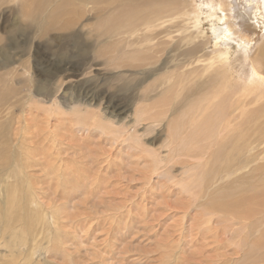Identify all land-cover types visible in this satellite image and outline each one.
<instances>
[{"label":"rangeland","instance_id":"1","mask_svg":"<svg viewBox=\"0 0 264 264\" xmlns=\"http://www.w3.org/2000/svg\"><path fill=\"white\" fill-rule=\"evenodd\" d=\"M71 1L0 0V264H243L250 252L264 264V228L253 225L264 202L236 179L248 180L246 170L226 166L264 140V118L231 158L237 125L220 123L230 142L214 141L211 122L203 133L198 121L207 108L259 94L238 69L256 53L264 60V4L250 30L242 14L253 0H242L246 12L232 0H221L226 10L220 0H167L172 16L161 28L148 16L155 0L83 10ZM258 91L261 102L240 111L263 114Z\"/></svg>","mask_w":264,"mask_h":264},{"label":"bare ground","instance_id":"2","mask_svg":"<svg viewBox=\"0 0 264 264\" xmlns=\"http://www.w3.org/2000/svg\"><path fill=\"white\" fill-rule=\"evenodd\" d=\"M75 1H77L78 2V6H79V9L81 10H83L84 9V7H86V6H88L90 3H93L94 5L98 2V0H75ZM138 0H129L128 2H127V4L128 5H130V4H136V2H137ZM167 0H155V5L154 6H152V7H149V9H148V12H149V14L148 13H144V14H148V16L151 18V20H152V22H153V24L155 25V27H160L161 28V26L164 24V23H166L168 20H169V18L172 16L170 13H169V11H170V2H167V3H165ZM221 1V0H220ZM146 2H147V4H148V2H149V0H146ZM225 3L227 4V6L229 5L228 4V0H225ZM260 3L261 4H264V0H253V10H252V12L251 13H246V14H242V17L244 18V16H245V20L242 18V26H243V24L244 25H246L247 26V28L248 29H250V27L247 25V21H250V20H253V21H257V16H258V11H257V9H258V5H260ZM62 4L64 5V6H66V7H68V8H72V5H73V3H72V1L71 0H64V2H62ZM231 5L233 4L234 5V8H237V11H239V10H242L243 12H246L245 11V8H244V6H243V4H242V0H232V3H230ZM221 5H222V10H226L225 9V7H224V5H223V3H222V1H221ZM148 6H149V4H148ZM179 6H180V4H179ZM135 7H136V5H135ZM141 7H139V12L141 11V9H140ZM77 9V8H76ZM179 9H180V7H179ZM80 10L78 11V13H80ZM77 11V10H76ZM55 12H56V10H55ZM83 12V11H82ZM133 12H135V10L133 11ZM199 12V11H198ZM57 13V12H56ZM200 14V13H199ZM81 15V14H80ZM238 17H240L241 18V16L240 15H238ZM191 19V18H190ZM258 20H259V18H258ZM47 23L50 25V27H51V25H52V22H51V19H48L47 20ZM246 23V24H245ZM105 24V23H104ZM139 22H136L134 25H135V27L136 28H138V26H139ZM255 27H254V29H259V28H261V27H263L262 26V24H258V23H255V25H254ZM105 27H106V29L108 30V31H111V32H114L115 33V28H114V24L112 23V21H111V19H109L108 20V22L105 24ZM159 28V29H160ZM68 29V28H67ZM232 25H229L228 26V28H226L225 29V36L226 37H229L231 34H232ZM223 30V29H222ZM251 30V29H250ZM151 31H152V29H151V27L150 26H147V29H146V31L145 32H147L148 33V35L151 33ZM250 32V31H249ZM250 33H252V32H250ZM259 34V33H258ZM260 35V34H259ZM220 36V35H219ZM219 36H216V38H219ZM245 38H247V36L246 35H243ZM222 40V39H221ZM224 41V40H223ZM200 52V44L198 45V44H195L194 46H193V50H191V53H193L194 54V56H197L198 55V53ZM177 53H178V55L179 54H182V55H180V56H183V57H185V58H189V55H191V54H189L188 53V51L187 52H185L184 50H181L180 48H178L177 49ZM175 54V53H174ZM256 56L254 57L253 55V57L254 58H251L250 60H245V61H243L242 62V64L244 65V69H238V72L240 73V74H242V75H244V82L245 83H249V82H252V84H255L256 86H258L257 87V90H256V93L258 92L259 94L257 95V97H256V99L255 100H249L247 97H245L244 99H245V102H238V104H236V103H234V104H230V109L228 110V108L224 105V104H222V105H218V106H215L214 108H212V107H210V109L209 108H207L206 109V112L204 113V115H201L200 116V118L198 119V121H200V125H201V128H200V130H201V132H203V133H205L206 132V128L204 127V124L206 123V122H211V127L213 128V133H214V141H220V140H225V141H227V142H230L229 140H228V137L226 136V134L224 133V129L220 126V123H224V122H226V121H230V122H226L225 123V125H231L232 123H235L236 125H237V130H238V132H241L242 133V135H241V137L239 138L238 137V140L236 141V143L234 144V147L233 148H231L230 150H228V151H226V153H227V156H228V158H231V156H232V154H234V153H238V150L239 151H242V150H244L245 152L247 151V150H245V149H242L241 148V145H242V141H243V139L245 138V136H246V134L250 131V130H252L253 128H256V126H258L259 124H260V122H261V120L264 118V112H263V114H262V112L260 111V110H262L261 108H263V107H260L259 109H258V111L255 113V114H250L251 112L249 111V109H242L241 111H240V107L241 106H245V107H248L250 104H251V102H253L255 105H257L258 103H260L261 101L260 100H262L263 98L261 97V94H260V91H258V89L259 88H262L263 86H264V74L262 73L263 72V69H264V60H263V58H262V56L259 54L258 55V53H256L255 54ZM175 56V55H174ZM225 65L222 67V70H223V72L227 69V65H226V63H224ZM250 67H251V69H250ZM262 71V72H261ZM247 74V75H246ZM246 76H249V77H251L252 79L251 80H248L247 78H246ZM173 88V86L171 87V89ZM254 94H255V91L253 92ZM251 94H249V96H250ZM20 98V97H19ZM0 100L1 101H4L3 100V94L2 93H0ZM225 102V101H224ZM223 102V103H224ZM252 103V104H253ZM260 105V104H259ZM259 107V106H258ZM12 108H13V106H12ZM253 108V107H252ZM8 111L9 110H11L9 107H8V109H7ZM12 115V114H11ZM19 116V115H18ZM21 117V116H20ZM198 117V116H197ZM196 117V118H197ZM18 118V117H17ZM17 118H15V120L17 119ZM195 118V119H196ZM257 118H259L260 119V121H259V123H256V119ZM66 119H67V117H66ZM258 119V120H259ZM20 119H17V121H19ZM22 122V121H21ZM70 122V121H69ZM64 124V123H63ZM16 125V124H15ZM67 125V124H66ZM246 125H248V128H246L245 130H243V131H241L242 130V128L244 127V126H246ZM73 126V125H72ZM1 127V126H0ZM21 127V126H20ZM26 127V126H25ZM24 127V129H26ZM75 127V126H74ZM73 127V128H74ZM77 127V126H76ZM3 128V127H2ZM2 128H0V130L2 129ZM16 128V127H15ZM64 128V127H63ZM259 128H260V132H262V133H264V127L262 126V125H259ZM88 129H90V128H88ZM17 130V129H16ZM93 130V129H92ZM237 130H234V132H235V135H236V131ZM19 131V130H18ZM70 131V130H69ZM79 131V130H78ZM84 131V130H83ZM120 131V130H119ZM122 131V130H121ZM20 132H22V131H20ZM61 132V131H60ZM80 132V131H79ZM117 132V131H116ZM1 133V132H0ZM63 133V132H62ZM95 133V132H94ZM120 133H122V132H120ZM18 134V133H17ZM76 134H78L77 132H76ZM82 134V133H81ZM111 134H113V133H111ZM124 134V133H123ZM37 135V134H36ZM1 136V135H0ZM65 136V135H64ZM69 136V135H68ZM19 137V139H20V135L18 136ZM22 137V136H21ZM70 137V136H69ZM80 137H82V136H80ZM107 137V136H106ZM109 137V136H108ZM237 136H235V138H236ZM24 138H25V136H24ZM119 138V137H118ZM16 139V138H15ZM8 140V139H7ZM10 140V139H9ZM64 140H66V139H64ZM19 141V140H18ZM17 141V142H18ZM56 141V140H55ZM90 141V140H89ZM106 142L108 141V140H105ZM5 142V141H4ZM96 142V141H95ZM24 143H26L27 144V141H25ZM30 143V142H29ZM68 143V142H67ZM80 143V142H79ZM102 143V142H101ZM18 144V143H17ZM16 144V145H17ZM21 144V143H20ZM36 144V143H35ZM93 144V143H92ZM95 144H97V143H95ZM94 144V145H95ZM15 145V146H16ZM69 145H70V143H69ZM72 145V144H71ZM79 145V144H78ZM78 145H77V147H78ZM83 145V144H82ZM81 145V146H82ZM86 145V144H85ZM85 145H84V147H85ZM90 145V144H89ZM106 145V144H105ZM19 146H21V145H19ZM66 146H68V144L66 145ZM37 147V146H36ZM63 147V146H62ZM95 147V146H94ZM97 147V146H96ZM104 147V146H103ZM135 147V146H134ZM10 148V147H9ZM70 148H73V147H71L70 146ZM89 148V147H88ZM32 149H33V147H32ZM59 150L61 149V148H58ZM74 149V148H73ZM99 149V148H98ZM105 149H106V147H105ZM109 149H111V147H109ZM247 149H248V152L247 153H245L246 155H248V157L244 160V162H243V164H241V165H239V166H237V167H235L234 168V166H232V164L231 163H227V167L229 168V170L232 172V174H234V175H236V174H239V173H242V172H244L245 170H246V173H248L249 174V177H248V180H246L245 178H244V176H243V174L242 175H239L236 179L239 181V182H241V183H246V187H247V189H248V191H249V193H251V195L255 198V200H257V201H259V202H264V199H263V194H262V192L264 191V190H262V189H260V187L258 186V185H256V184H253V183H251V182H259V181H261V182H263L264 183V140H261L260 141V143L258 144V145H252V144H249L248 146H247ZM24 150V149H23ZM31 150V149H30ZM77 150V149H76ZM75 150V151H76ZM80 150V149H79ZM84 150V149H83ZM262 150V151H261ZM80 151H82V149L80 150ZM259 151H261L256 157H255V152H259ZM61 152V151H60ZM77 152V151H76ZM105 152V151H104ZM103 152V153H104ZM106 152H107V150H106ZM105 152V153H106ZM220 152H224V149L223 148H221L220 149ZM6 154L7 153V149H3V148H1L0 147V156H2V154ZM62 153V152H61ZM63 153H65V152H63ZM69 153V152H68ZM85 153V152H84ZM83 152H82V154H84ZM102 153V154H103ZM108 153V152H107ZM36 154V153H35ZM67 154V153H66ZM65 154V155H66ZM72 154H73V152H72ZM76 154V153H75ZM68 155V154H67ZM70 155V154H69ZM107 155V154H106ZM16 156V155H15ZM72 156V155H71ZM76 156V155H75ZM78 156V155H77ZM82 156V155H81ZM88 156V155H87ZM128 156V155H127ZM132 157L134 156L133 155V153H132V155H131ZM130 156V158H132ZM92 157V156H91ZM106 157V156H105ZM78 158V157H77ZM89 158V157H88ZM17 159V158H16ZM79 159V158H78ZM105 159V158H104ZM252 159V160H251ZM81 160H82V158H81ZM79 161V160H78ZM84 161V160H83ZM125 161V160H124ZM15 162V161H14ZM17 162H19V161H17ZM79 162H81V161H79ZM79 162H76L77 164L79 163ZM123 162V161H122ZM92 163V162H91ZM99 163V162H98ZM146 163H147V161H146ZM16 164V163H15ZM74 164V163H73ZM100 164H101V162H100ZM135 164V163H134ZM154 164V162H151L150 163V165H153ZM117 165H118V163H117ZM136 165V164H135ZM8 166V165H7ZM75 166V165H74ZM81 166V165H80ZM113 166V165H112ZM122 166V165H121ZM126 166V165H125ZM24 167V166H23ZM107 167V166H106ZM105 167V168H106ZM18 168V167H17ZM22 168V167H21ZM111 168V167H110ZM119 168H121V167H119ZM131 168V167H130ZM107 169V168H106ZM114 169V168H113ZM118 169V168H117ZM11 170V169H10ZM79 170V169H78ZM116 170V169H115ZM106 171V170H105ZM121 171V170H120ZM119 171V172H120ZM114 173H116L115 171H114ZM75 174H76V171H75ZM118 174V173H117ZM116 174V175H117ZM119 175V174H118ZM122 175H123V173H122ZM125 176V175H124ZM129 176V175H128ZM121 177H123V176H121ZM126 177V176H125ZM100 178H104V177H100ZM124 178V177H123ZM117 179V178H116ZM119 179V178H118ZM126 179V178H125ZM104 180V179H103ZM130 180H132V178H130ZM74 183H77V182H74ZM190 186H192V184H190V183H188ZM195 189V187H191L190 189H189V193H192V191ZM51 195V194H50ZM46 196V195H45ZM52 196V195H51ZM220 197H221V194L220 195H217V197H214L213 199H212V203H211V207L213 208V206H221L222 205V203H221V200H220ZM5 198V197H4ZM9 199V198H8ZM1 201V200H0ZM193 203L194 204H196L197 206H199L200 207V202L199 201H197V200H193ZM6 204V203H5ZM185 204H186V202H185ZM9 206H10V204H9ZM4 207V206H3ZM6 208V207H5ZM8 208V207H7ZM11 208V207H10ZM9 209V208H8ZM186 209H191V210H193V209H196V208H194L193 206H189V205H187V208ZM208 210H212L211 208H209L208 207ZM5 217V213H4V211L2 212V211H0V218L1 217ZM70 216V215H69ZM80 216V215H79ZM9 217V216H8ZM51 218V217H50ZM62 219V218H61ZM66 219V218H65ZM3 220V219H2ZM63 220V219H62ZM1 221V220H0ZM211 219H210V223H211ZM221 223H226L227 221H225V220H219ZM81 223V222H80ZM79 223V224H80ZM3 224V223H2ZM76 224V223H75ZM253 225H255V226H258V227H263L264 228V210H262L261 212H260V214L258 215V217H256V218H254V220H253ZM75 229V228H74ZM75 233V232H74ZM65 239V238H64ZM69 241V240H68ZM79 242V241H78ZM80 243V242H79ZM67 244V243H66ZM78 244V243H77ZM30 247V246H29ZM65 247V246H64ZM21 250V249H20ZM46 250V249H45ZM15 252V251H14ZM28 252V251H27ZM71 253V252H70ZM46 254V259L48 260V254L47 253H45ZM238 255V254H237ZM14 256V255H13ZM40 258V257H39ZM35 259V256L34 257H32V261ZM237 259V258H236ZM253 259H255V260H259V259H261L260 257H256V255L255 254H252L251 252H250V254H247V255H245V258H244V260L242 261L243 262V264H253L252 262H251V260H253ZM242 260V259H241ZM66 260H64V262H65ZM19 264H22V263H19ZM37 264H39V263H37Z\"/></svg>","mask_w":264,"mask_h":264}]
</instances>
